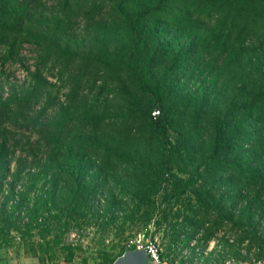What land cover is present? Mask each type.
<instances>
[{
	"label": "trees",
	"instance_id": "trees-1",
	"mask_svg": "<svg viewBox=\"0 0 264 264\" xmlns=\"http://www.w3.org/2000/svg\"><path fill=\"white\" fill-rule=\"evenodd\" d=\"M44 1L0 0V70L23 60L24 45L37 51L29 85L0 95V189L15 151L35 157L48 148L49 160L62 155L56 173L72 185L70 198L58 208L64 217L93 207L97 197L111 217L122 202L109 188L110 177H118L123 194L135 196L136 211L146 202L152 208L162 181L170 186L164 191L167 202L187 192L195 196L184 215L189 229L177 230L185 236L184 246L201 229L209 241L232 222L264 248V229L258 234L264 223V78L259 82L243 71L259 56L264 59V0H109L102 18L96 14L105 9V0H81L84 15L98 26L92 50L84 54L70 48L78 35L69 0H48L69 13L52 17L53 27L43 18ZM47 75L66 90L58 92L61 97L51 92ZM95 87L115 90L114 103L101 108L84 103V93ZM53 110L57 115L48 121ZM153 110L159 112L156 119ZM59 116L81 130L66 137L59 133L53 141L44 130L64 128L54 121ZM16 122L37 131L34 143L7 130ZM174 170L188 175L174 177ZM55 178L50 192L43 191L31 207L34 185L26 188L9 213L24 208L30 228L38 224L44 209L50 213L56 207ZM58 247L71 263L75 247ZM51 250L45 243L47 258ZM226 254L217 253V261Z\"/></svg>",
	"mask_w": 264,
	"mask_h": 264
},
{
	"label": "rangeland",
	"instance_id": "rangeland-1",
	"mask_svg": "<svg viewBox=\"0 0 264 264\" xmlns=\"http://www.w3.org/2000/svg\"><path fill=\"white\" fill-rule=\"evenodd\" d=\"M61 1L63 2V0ZM79 1L81 0H69V6L73 9V14L69 18L74 22L75 32L78 35L70 48L84 54L92 50L90 41L92 42V37L95 35L94 28L98 26L94 20L91 22L87 19L88 17L84 15L85 8ZM57 3L58 1L46 0L41 10L43 18H46L45 21L49 18L48 24L52 27L54 24L52 17L66 18V15L69 14L63 12L59 5L55 8L51 6ZM109 5V0H105V9L103 8L100 13L96 14L98 18L106 16ZM36 54L37 51L33 49V46L26 44L21 51L23 60L15 64H8L3 70H0V95L3 98L20 89V87L29 85L31 79L28 78V72L33 73L35 71ZM244 66H246L243 67L244 75L258 77L259 82L263 80L264 59L262 57L259 56L256 62ZM47 77L52 93L63 94L66 92V90H62L59 80L48 75ZM96 86H100V83L98 82ZM59 93L58 95L61 97L62 95ZM114 95L115 90L106 89L102 92L95 87L85 92L82 100L83 102L90 101L96 107L101 108L112 105L115 101ZM141 95L139 94V99L143 97ZM82 109V107L78 108V115ZM52 112L47 115L48 121L57 115L55 110ZM54 121L63 125L64 128L57 125L54 126V129L44 130L48 132L53 141H56L59 133H62L60 134L61 137H66L81 130V127L74 120L65 122L59 116ZM16 123L9 124L7 130L10 133H17L16 135L22 133L29 137L31 143H34L38 137L37 131L31 130L33 129L31 127V129L25 130L20 122ZM44 131L42 132L47 133ZM49 153L48 148H43L42 154H36L37 156L32 157V155H24L18 150L15 151L13 161L8 167V177L0 189V264H67L64 260V252L58 247L59 245L75 247L72 262L68 264H102L104 260L115 259L117 261L125 253L133 251V255L126 256L124 261L139 264L143 252L135 251L133 247L128 248V245H131V241L137 234L143 232L155 240L164 264H179L183 259L189 264H228L229 262L234 264H264V248H261V244L246 236L241 229L233 226L232 222L227 223L209 241L204 240L205 231L201 229L184 246L185 236L177 233V230L189 229L188 224L185 223L184 215L190 211L188 206L194 204L195 196L192 192H187L177 202L171 198L167 202L164 200V191L170 189V186L166 184L167 182L160 181L162 184L160 183V189H157L153 197L152 208L148 206L150 202H146L136 211L138 201L135 196L133 197L130 193L123 194L118 180L116 181L118 177H110L113 180L109 181V188L113 190L116 200L122 202L117 210L111 211V217L107 216L108 211H106V205L101 197H97L93 201V207L82 208L71 219L64 217V212L58 208L62 209L63 206L60 202L63 203L70 198L69 190L71 188L69 185H72L64 173L62 176L56 173L59 169L58 165L63 161L62 155L56 156L55 160H49ZM185 173L174 170L172 175L184 178L188 175L187 170ZM56 176H58V179L55 178L57 182L56 207H53L54 209L50 213L44 209L38 224L30 228L28 225L29 214L24 208L16 211L14 215L9 213L12 206L20 201V195L32 185L34 187L29 196L28 207L34 205L35 199L41 197L43 191L45 193L46 191L50 192L51 179ZM126 176L129 180L133 178L130 172H127ZM164 177L168 180L171 179L168 174ZM59 205L60 207H58ZM148 211H152L149 222L148 220L145 221ZM175 211H178V217H175ZM173 226H177L175 231ZM44 229L48 232L42 234L41 231ZM263 229L264 223L258 229L259 235L263 233ZM178 235H180L179 239L176 237ZM57 237L58 239H56ZM47 242L52 247L51 258H47L43 253L44 245ZM169 247L171 248L169 249ZM212 250L215 255L210 258ZM226 251L227 254L223 262L219 263L216 259L217 253ZM261 252L262 256L260 255ZM231 253H237L239 256H231ZM146 263L152 262L147 258Z\"/></svg>",
	"mask_w": 264,
	"mask_h": 264
},
{
	"label": "built area",
	"instance_id": "built-area-1",
	"mask_svg": "<svg viewBox=\"0 0 264 264\" xmlns=\"http://www.w3.org/2000/svg\"><path fill=\"white\" fill-rule=\"evenodd\" d=\"M158 111H153L151 117L156 119L158 116ZM133 247L135 251L143 252L145 256L154 264H164L162 263V258L160 257V252L158 246L147 233H139L131 241V245H128V248ZM228 264H234L229 262ZM241 264V263H240Z\"/></svg>",
	"mask_w": 264,
	"mask_h": 264
},
{
	"label": "crops",
	"instance_id": "crops-1",
	"mask_svg": "<svg viewBox=\"0 0 264 264\" xmlns=\"http://www.w3.org/2000/svg\"><path fill=\"white\" fill-rule=\"evenodd\" d=\"M133 253H134V251L125 253V255L122 258H120L119 260H117L115 264H118V263H120V264H134V263H129V262L127 263V262L124 261L126 256L133 255ZM146 259H147V257L143 253L142 260H141V262L139 264H147L146 263ZM148 264H152V263H148Z\"/></svg>",
	"mask_w": 264,
	"mask_h": 264
},
{
	"label": "water",
	"instance_id": "water-1",
	"mask_svg": "<svg viewBox=\"0 0 264 264\" xmlns=\"http://www.w3.org/2000/svg\"><path fill=\"white\" fill-rule=\"evenodd\" d=\"M119 260V259H118ZM116 263V261L113 263V264H115ZM241 264H245V263H241Z\"/></svg>",
	"mask_w": 264,
	"mask_h": 264
}]
</instances>
